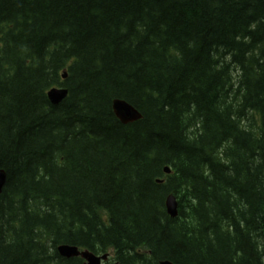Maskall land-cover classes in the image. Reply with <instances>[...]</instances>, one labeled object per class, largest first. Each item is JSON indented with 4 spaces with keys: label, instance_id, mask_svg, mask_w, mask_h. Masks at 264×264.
<instances>
[{
    "label": "trees",
    "instance_id": "trees-1",
    "mask_svg": "<svg viewBox=\"0 0 264 264\" xmlns=\"http://www.w3.org/2000/svg\"><path fill=\"white\" fill-rule=\"evenodd\" d=\"M0 169V264H264V0H0Z\"/></svg>",
    "mask_w": 264,
    "mask_h": 264
},
{
    "label": "water",
    "instance_id": "water-1",
    "mask_svg": "<svg viewBox=\"0 0 264 264\" xmlns=\"http://www.w3.org/2000/svg\"><path fill=\"white\" fill-rule=\"evenodd\" d=\"M63 77H65V73L63 74ZM66 94H67L66 89L57 88V87L51 88L47 92V96L49 100L54 104L59 103L66 96ZM112 109L115 115L117 116V118L123 123L131 122L141 117L140 112L136 108H134L130 103L122 99H114L112 101ZM165 171L169 172V169L166 167ZM5 180H6V174L2 169H0V192L4 186ZM165 208L170 216L173 217L176 215L177 203L173 195H169L166 198ZM57 251L59 252L60 255L64 257L80 256L81 258L84 259L83 264H101V260H105L107 258V254L105 253L102 255H96L88 250H79L76 246L67 245V244L59 245L57 247ZM159 264H173V263L168 260H162L159 262Z\"/></svg>",
    "mask_w": 264,
    "mask_h": 264
}]
</instances>
